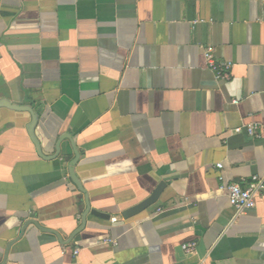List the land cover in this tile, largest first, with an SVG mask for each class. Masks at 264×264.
<instances>
[{
    "label": "crops",
    "instance_id": "obj_1",
    "mask_svg": "<svg viewBox=\"0 0 264 264\" xmlns=\"http://www.w3.org/2000/svg\"><path fill=\"white\" fill-rule=\"evenodd\" d=\"M249 122L264 0H0V264H264V193L225 187L264 175Z\"/></svg>",
    "mask_w": 264,
    "mask_h": 264
},
{
    "label": "built area",
    "instance_id": "obj_2",
    "mask_svg": "<svg viewBox=\"0 0 264 264\" xmlns=\"http://www.w3.org/2000/svg\"><path fill=\"white\" fill-rule=\"evenodd\" d=\"M204 56L207 67L213 72L216 79L227 80L230 77L231 62L217 61L213 55L212 47L204 48ZM242 131L249 137L254 139H264V124L257 122H249L241 127ZM217 168H221V164H216ZM228 194V201L234 208L235 213L239 214L255 205V197L264 193V175L254 174L248 180H241L239 182H229L226 184ZM114 220V219H112ZM104 242L116 244V242L107 237ZM181 248L185 253L193 252L196 248L195 241H189L181 244ZM78 248L74 250L76 254Z\"/></svg>",
    "mask_w": 264,
    "mask_h": 264
},
{
    "label": "water",
    "instance_id": "obj_3",
    "mask_svg": "<svg viewBox=\"0 0 264 264\" xmlns=\"http://www.w3.org/2000/svg\"><path fill=\"white\" fill-rule=\"evenodd\" d=\"M164 185H165L164 182L159 183L158 186L156 187V189L149 196H147L145 199H143L139 203L125 209L122 212L123 217H125V218L130 217V216L137 214L138 212L144 210L145 208L149 207L150 205L154 204L157 201V199L159 198V195H160ZM97 214H100V213H97Z\"/></svg>",
    "mask_w": 264,
    "mask_h": 264
}]
</instances>
